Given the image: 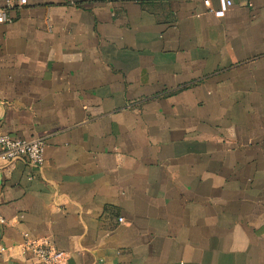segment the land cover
Instances as JSON below:
<instances>
[{
    "label": "crops",
    "instance_id": "crops-1",
    "mask_svg": "<svg viewBox=\"0 0 264 264\" xmlns=\"http://www.w3.org/2000/svg\"><path fill=\"white\" fill-rule=\"evenodd\" d=\"M0 0V264H264V0ZM122 219V222H119Z\"/></svg>",
    "mask_w": 264,
    "mask_h": 264
},
{
    "label": "built area",
    "instance_id": "built-area-1",
    "mask_svg": "<svg viewBox=\"0 0 264 264\" xmlns=\"http://www.w3.org/2000/svg\"><path fill=\"white\" fill-rule=\"evenodd\" d=\"M19 7L27 5V0H17ZM231 0H224L225 8L231 7ZM11 6L7 4L5 8H0V24L8 22L7 8ZM45 143L41 139L20 140L9 135L0 134V161L11 163L17 160H24L28 166L33 169H40L43 165V152ZM122 222V219H119ZM0 223L4 221L0 219ZM5 251L4 247H0V253ZM21 252L28 254L32 260L41 264H66V253L59 251L52 243H48L43 239L32 240L25 238L21 245Z\"/></svg>",
    "mask_w": 264,
    "mask_h": 264
}]
</instances>
